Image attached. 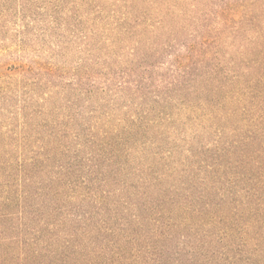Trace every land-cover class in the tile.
I'll use <instances>...</instances> for the list:
<instances>
[{
	"label": "rangeland",
	"instance_id": "1",
	"mask_svg": "<svg viewBox=\"0 0 264 264\" xmlns=\"http://www.w3.org/2000/svg\"><path fill=\"white\" fill-rule=\"evenodd\" d=\"M228 1L205 0L212 12L192 13L177 39L144 31L136 46L137 29L113 31L112 0H0V264L38 263L28 252L56 249L90 212L86 243L105 264L110 249L132 264L180 251L200 264H264V225L241 252L223 230L257 173L248 154L238 163L224 151L235 125L191 112L203 96L187 92L196 71L177 58ZM93 165L94 185L76 190ZM239 170L251 176L235 180Z\"/></svg>",
	"mask_w": 264,
	"mask_h": 264
},
{
	"label": "trees",
	"instance_id": "2",
	"mask_svg": "<svg viewBox=\"0 0 264 264\" xmlns=\"http://www.w3.org/2000/svg\"><path fill=\"white\" fill-rule=\"evenodd\" d=\"M112 2V6L115 7L111 13L113 31L117 30L126 39H130L134 34L133 29H137L136 46L146 40L144 31L156 33L166 30L172 40L177 39L175 34L187 27L190 17H193L192 13L201 10L209 15L212 12L206 10L205 6L202 7L205 0H112ZM214 14L217 25L209 26L198 40L189 42L186 51L177 58L184 71L190 67L196 71L191 77L187 92L190 95L203 96L201 101L192 104L191 112L194 110L205 114L207 109L210 117L219 116L228 125H235L232 131L236 133L237 140L224 151L230 159L232 155L237 154L238 163L245 154H248L252 169L257 173L255 177L249 178V181L246 180L250 187L245 190L241 187L235 191L237 195L232 197L235 205L230 211L234 214L232 220L227 217L223 219L225 220L223 230L227 236L225 241L237 244L239 246L237 249L241 252L244 246L256 239L252 227L264 225V219L255 216L264 213V0L224 2L217 7ZM94 139L91 137L88 142L93 144ZM233 147L235 153L230 150ZM97 168L98 165H93L85 181L76 183L74 188L81 191L88 189L89 184L93 186L91 175L98 174ZM104 171L105 168L100 172ZM246 171L239 170L242 174L236 175L235 180L251 176V173ZM235 182L233 180L230 184L233 185ZM231 188L230 194L233 195L234 187ZM242 190L244 195L241 194ZM99 196L100 200L93 203V207L98 211L106 199L104 195ZM250 201L256 202L255 208L250 205ZM250 212L254 217L246 219ZM91 214L90 212L78 215L77 219L83 222V225L86 222H93ZM211 218L210 222L215 220L213 216ZM245 219L247 221H244ZM83 225L76 229L75 233L67 236L56 249L47 253L43 250H39L38 253L28 252L35 259L41 257L38 263L32 261L30 264H105L101 260V254L94 255L88 246L89 233ZM160 227L162 229L161 225L158 228ZM96 231L100 233L102 227H95V234ZM156 232L163 233L160 230ZM218 241L221 242L223 239L219 238ZM128 243L120 245V248L127 250ZM110 251L116 258L108 264H132L131 259L123 260L120 252L115 249ZM28 254L22 252L23 257L27 259ZM214 257H207V260ZM231 258L229 256L227 259ZM9 261L11 262V259ZM200 263V257L193 251L190 254L180 251L173 256L157 255L150 262V264Z\"/></svg>",
	"mask_w": 264,
	"mask_h": 264
}]
</instances>
